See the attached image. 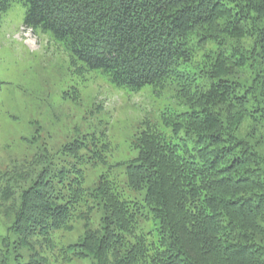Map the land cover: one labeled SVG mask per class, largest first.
<instances>
[{"label":"trees","instance_id":"16d2710c","mask_svg":"<svg viewBox=\"0 0 264 264\" xmlns=\"http://www.w3.org/2000/svg\"><path fill=\"white\" fill-rule=\"evenodd\" d=\"M15 1L0 0V12ZM19 1L24 24L63 41L77 71L129 91L170 86L190 109L162 115L171 136L141 127L138 154L94 189L85 166L108 163L105 133L66 145L72 159L39 152L0 173V215L16 248L31 250L25 264H264V0ZM201 52L204 66L188 70ZM120 166L123 179L112 176ZM123 182L143 198L126 197ZM150 219L156 235L139 232ZM77 222L84 235L61 247L56 232ZM0 264L13 263L0 253Z\"/></svg>","mask_w":264,"mask_h":264},{"label":"rangeland","instance_id":"374dc122","mask_svg":"<svg viewBox=\"0 0 264 264\" xmlns=\"http://www.w3.org/2000/svg\"><path fill=\"white\" fill-rule=\"evenodd\" d=\"M26 6L15 1L5 12H0V173L19 167L39 152L51 153L58 162L63 149L87 134L102 136L113 146L106 165L87 168L86 187L94 189L100 174L111 165L128 161L138 154L136 136L146 124L159 126L173 133L163 124L162 115L184 112L189 107L180 104L170 86L159 90L146 85L139 91L114 87L100 70L77 71L74 55L51 31L33 30L24 24ZM201 52L188 70L199 72L205 57ZM82 65L81 62L78 63ZM248 75L241 81L248 83ZM77 89L79 92H77ZM255 113L254 115H259ZM255 123L248 119L242 127ZM256 124L261 127L264 120ZM65 158H70L65 156ZM114 168L112 176L124 169ZM120 184L126 197L142 199L143 193L131 191ZM97 222V215L93 216ZM10 222L0 215V253H5L13 264H25L31 250L16 248L17 235L9 229ZM142 230L158 232V224L150 219L141 224ZM80 222L70 232H56L60 246L76 243L84 235ZM60 248L52 250L59 254ZM58 264H66L59 261ZM67 264H92L89 259L73 260Z\"/></svg>","mask_w":264,"mask_h":264}]
</instances>
